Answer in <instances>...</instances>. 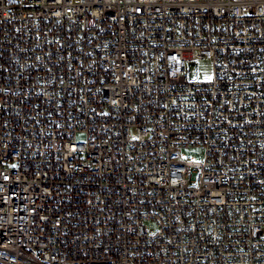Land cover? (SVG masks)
Instances as JSON below:
<instances>
[{
  "label": "built area",
  "instance_id": "built-area-1",
  "mask_svg": "<svg viewBox=\"0 0 264 264\" xmlns=\"http://www.w3.org/2000/svg\"><path fill=\"white\" fill-rule=\"evenodd\" d=\"M0 264H264V0H0Z\"/></svg>",
  "mask_w": 264,
  "mask_h": 264
},
{
  "label": "rangeland",
  "instance_id": "rangeland-1",
  "mask_svg": "<svg viewBox=\"0 0 264 264\" xmlns=\"http://www.w3.org/2000/svg\"><path fill=\"white\" fill-rule=\"evenodd\" d=\"M195 62L200 69V73L198 75V79L200 81H211L212 80V74H213V64L211 63V60L206 57H200L198 55H195ZM211 77L209 80L208 78ZM78 139H82L81 135H78ZM188 156H196L198 159L202 157L203 151L198 147H191L184 150ZM149 230L154 231L155 226L154 224L150 223Z\"/></svg>",
  "mask_w": 264,
  "mask_h": 264
},
{
  "label": "snow or ice",
  "instance_id": "snow-or-ice-1",
  "mask_svg": "<svg viewBox=\"0 0 264 264\" xmlns=\"http://www.w3.org/2000/svg\"><path fill=\"white\" fill-rule=\"evenodd\" d=\"M209 80L211 79V77L208 78Z\"/></svg>",
  "mask_w": 264,
  "mask_h": 264
}]
</instances>
